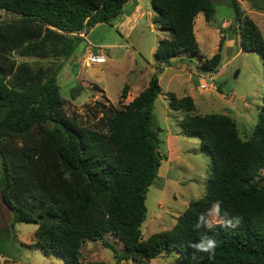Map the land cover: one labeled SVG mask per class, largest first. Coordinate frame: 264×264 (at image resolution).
<instances>
[{
	"label": "trees",
	"instance_id": "obj_1",
	"mask_svg": "<svg viewBox=\"0 0 264 264\" xmlns=\"http://www.w3.org/2000/svg\"><path fill=\"white\" fill-rule=\"evenodd\" d=\"M259 1L262 5L254 6L263 10L264 0ZM128 2L0 0V10L15 15L0 21V194L13 214V227L17 222L37 224L36 239L66 264H105L81 260V247L88 240H100L115 251L119 262L149 264L164 252L176 251L181 264H264V94L259 121L244 139L230 115L195 113L193 97L170 93V108L184 112L180 125L201 139L211 156L212 172L204 196L189 203L176 225L147 239L142 231L148 216L147 193L163 158L154 115L162 90L158 74L129 103L124 102L128 85L118 105L97 101L91 111L95 117L102 115L93 125L65 112L67 99L59 84L63 67L75 59L88 30L112 24ZM229 3L242 49L257 51L264 60L260 27L238 0ZM151 4L154 23L171 32L159 41L156 61L170 64L185 51L199 52L195 19L204 13L212 22L214 1L151 0ZM17 56L37 61L18 62ZM220 62L219 52L198 70L214 72ZM84 89L74 87L71 98ZM217 201L222 211L239 217L241 223L236 229L218 227L209 233L219 241L215 256L209 259L201 253L203 259L194 261L189 245L200 237L194 229L197 217ZM110 234L122 242L121 253L106 239Z\"/></svg>",
	"mask_w": 264,
	"mask_h": 264
},
{
	"label": "rangeland",
	"instance_id": "obj_2",
	"mask_svg": "<svg viewBox=\"0 0 264 264\" xmlns=\"http://www.w3.org/2000/svg\"><path fill=\"white\" fill-rule=\"evenodd\" d=\"M213 1L216 7L214 20L208 22L204 13H199L195 19V35L199 42L197 53L185 51L174 57L170 64L156 61L159 41L171 36V32L154 23L156 13L151 0H145L143 16L127 18L123 25H118L117 20L91 27L85 42L77 48L75 59L69 61L59 74L61 93L67 99L65 112L69 116L77 115L80 122L88 125L96 123L102 115L95 117L91 111L97 101L118 105L122 90L128 85L129 96L124 102L129 103L135 95L133 93L147 87L153 74H158L162 90L154 103V115L163 158L156 182L147 193L148 216L142 227L144 239L173 228L189 203L204 196L212 172V159L201 139L185 132L180 125L184 112L170 108V93L177 97H193L197 106L195 113H227L237 122L244 139L251 135L259 121L264 94V60L259 52L242 49L234 8L229 0ZM238 1L264 35V9L258 10L254 6L255 3L262 5V2ZM14 18L15 15L0 10V21ZM222 38L224 41L219 51ZM88 41L93 45L89 49ZM98 47H104L107 61L86 64L88 52L100 53ZM219 52L221 62L214 72L198 70L199 64ZM16 58L18 62L37 61L31 57ZM203 82L215 88L202 89ZM81 84L85 88L82 94L76 99L71 98V90ZM261 174L264 175V170ZM37 228V224L27 222H17L13 227V214L0 194V264H66L62 256L45 251L35 237ZM106 239L115 245L118 253L122 252L120 240L111 234ZM115 254L100 240H88L81 247L83 261L140 264L133 260L119 262ZM149 264L181 263L179 254L169 251L151 259Z\"/></svg>",
	"mask_w": 264,
	"mask_h": 264
},
{
	"label": "clouds",
	"instance_id": "obj_3",
	"mask_svg": "<svg viewBox=\"0 0 264 264\" xmlns=\"http://www.w3.org/2000/svg\"><path fill=\"white\" fill-rule=\"evenodd\" d=\"M240 223L239 217H230L227 211H222L220 202H214L207 212L197 217L194 229L200 232V237L198 241L189 245L193 249L192 260L197 262L202 260L201 253L207 254L209 259L213 258L219 241L209 233H214L218 227L225 230L236 229Z\"/></svg>",
	"mask_w": 264,
	"mask_h": 264
},
{
	"label": "crops",
	"instance_id": "obj_4",
	"mask_svg": "<svg viewBox=\"0 0 264 264\" xmlns=\"http://www.w3.org/2000/svg\"><path fill=\"white\" fill-rule=\"evenodd\" d=\"M144 1L145 0H129V2L126 4L125 6V10H124V13L121 14L119 17L115 18L113 21H117V24L118 25H123L124 21L125 20H128L127 18H133V17H137V16H143L144 15ZM146 7V6H145ZM127 8L129 9L128 12L127 11ZM154 19H155V16H154ZM85 35V33H83ZM85 37L87 38V35H85ZM120 45V44H119ZM90 47H93V45L91 44L90 41H88V49ZM88 51V50H87ZM86 59V58H85ZM86 62V61H85ZM87 64V63H86ZM83 81L84 83L88 84V82H85L84 80H81ZM90 84V83H89ZM82 85V84H81ZM146 88V87H145ZM143 90V89H142ZM140 90V92L142 91ZM140 92H135L133 94H135L132 99H134L135 96H137ZM227 114V113H226Z\"/></svg>",
	"mask_w": 264,
	"mask_h": 264
},
{
	"label": "built area",
	"instance_id": "obj_5",
	"mask_svg": "<svg viewBox=\"0 0 264 264\" xmlns=\"http://www.w3.org/2000/svg\"><path fill=\"white\" fill-rule=\"evenodd\" d=\"M84 35V34H82ZM98 50L100 51V53H93V52H88L87 56H86V63L88 64H102L105 63L107 61L106 56L104 54V47H98ZM215 88L214 85H209L206 82H203L201 84V88L202 89H207V88Z\"/></svg>",
	"mask_w": 264,
	"mask_h": 264
}]
</instances>
